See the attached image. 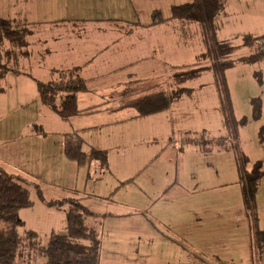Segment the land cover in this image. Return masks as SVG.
Returning a JSON list of instances; mask_svg holds the SVG:
<instances>
[{
    "label": "crops",
    "instance_id": "1",
    "mask_svg": "<svg viewBox=\"0 0 264 264\" xmlns=\"http://www.w3.org/2000/svg\"><path fill=\"white\" fill-rule=\"evenodd\" d=\"M138 2L140 0H31L18 6V11L12 10L17 5L14 3L10 14H3L0 3V15L25 22L30 27L26 48H37L50 58L61 56L58 66H51V73L55 69L80 68V76L86 79V90L77 94L78 108L99 105L93 113L63 119L40 103L36 96L37 118L29 117L21 125L28 140L25 143L26 170L42 169L48 173L50 179L41 181L49 194L45 201L63 197H77L80 202L97 201L99 197L105 208L120 210L98 215L102 237L99 264H207V261L264 264L263 255L259 260L256 256L252 260L253 220L243 206L240 185L243 174L238 168L236 152L222 148L201 151L192 144L179 149L180 140L188 131L179 139H174L169 132L170 123L175 124L171 120L173 104L183 94H191L193 89L187 87L190 92H183L168 107L147 115H137L132 107L123 106L130 95L138 96L161 88L169 90L166 81L173 80L171 67H181L169 63L183 57L185 48L193 41L189 32L196 30L186 23L188 21L173 22L177 19L153 25L150 21L146 24L134 21L125 8L130 10L129 7ZM198 36L196 30L193 38L200 41ZM2 93L4 87H0V102L4 100L6 105ZM34 98L28 96L27 101ZM214 107L218 109L220 126L224 129L219 107ZM72 133L80 137L82 150L87 155L91 149L105 151L106 166L92 158L81 165L68 159L62 145L66 134ZM226 134L225 130L219 136ZM163 139L167 145L155 154L153 143ZM33 141L38 147L30 146ZM143 144L151 147L144 150ZM6 149L9 150L3 146L0 152ZM163 155H166L162 169L164 179L159 186L164 191L147 203L150 208L158 205L157 213L109 197L115 181L126 186L124 183L128 179H135L137 176H133ZM14 159L12 156L11 160ZM167 161L172 163V169ZM255 161L248 158L246 169H251ZM0 162L7 164L1 156ZM18 168L13 169L22 170ZM98 183L103 184L100 189L106 196L88 192ZM258 184L255 195L257 224L264 230V175ZM123 187H118L117 191ZM165 198L168 202L162 209L160 199ZM40 203L43 209H33L30 215H23L26 219L21 228L33 229L38 234L33 221L39 222L43 212L47 220L53 219L61 227L56 230L52 222L47 225L42 222L47 226L44 236L54 230L60 232L65 225L67 204L56 208ZM35 204L34 200L30 207L37 206ZM26 209H20L18 216ZM87 217L94 218V215ZM27 220L31 221L30 225L26 224ZM103 237L110 249L105 250V254H102Z\"/></svg>",
    "mask_w": 264,
    "mask_h": 264
},
{
    "label": "rangeland",
    "instance_id": "2",
    "mask_svg": "<svg viewBox=\"0 0 264 264\" xmlns=\"http://www.w3.org/2000/svg\"><path fill=\"white\" fill-rule=\"evenodd\" d=\"M30 1L31 0H1L2 12L3 14H10L9 12L12 10L18 11V6ZM190 1L191 0H140L137 5L129 7L130 10L127 8L125 9L132 20L146 24V22L150 21L149 13L152 9L159 8L162 15L167 18L170 14V5ZM14 3L17 4L16 7L10 10L11 5L15 6ZM173 22H180V20H175ZM188 22L186 23L189 26L196 28L200 41L197 40V37L195 39L193 38L196 30L189 32L190 34L192 33L190 38L193 41L185 48L183 57H179L178 60H172V62L169 63L170 66L192 67L196 64L205 65L206 63H209V60H204V58L201 57V54L204 52V46H202L198 23L195 21ZM216 25L217 38L224 40L228 39L234 46L233 51L229 54V58L235 62L224 71L228 95H230L231 106L233 108V115L237 119L241 118L243 115L248 117V121L237 128V135L232 136V138L239 151L244 152L245 155L253 161L256 160L260 162L261 169H264V111L262 112V109L264 108V59H261L259 62L250 63L240 60L236 61L239 56L249 54V50L241 45L242 36L245 33L250 32L252 34L264 33V0H225V7L218 15ZM28 29H30V27H28ZM27 49L28 48L26 47L23 49L13 48L10 47L9 43L4 39L0 40V77L2 72L6 73L0 78V87H4V93H2V95H4L7 100L6 105L4 100L3 102H0V150L3 146L10 150V153L8 149L0 152L2 159L7 162L5 165L0 162V173H7L16 177L19 176L23 179V183H25L31 194V199L33 201L35 200V205H37L33 208L29 207L26 211L20 212L18 218L22 221H25L26 219L24 214L30 215L33 209L34 211H37L38 208L43 209V205H41L40 202L45 203L48 191H44V186L41 181L50 178L48 173L42 169L31 171L26 170L27 149L25 143L28 140L25 138V133L22 132L23 129L21 125L27 118H37L38 116L36 113V105L38 103L36 102L37 93L35 92L36 84L34 80L47 81L49 79H57L58 75L51 73L50 68L53 65L58 66L61 62V56L59 55L50 58L45 52L39 51L37 48H30V50ZM181 67H178L176 70ZM8 69H11L12 71L17 70L19 73L14 71L8 72ZM171 69L174 68L171 67ZM256 72L260 75V80L255 76ZM171 73L172 71L170 74ZM166 82L168 86L167 88H169V90L172 89L173 80H167ZM181 86L191 87L193 92L191 94H183V97L173 104L171 108V120H174L175 122V124L172 122V125L171 123L169 125V128H172L169 130V132L173 134L172 137L174 139L180 137V135L182 137L186 130L189 133L185 137L194 138L199 137L201 133L200 131L202 130L205 131L207 138H217L219 135L225 133V130L221 129L220 126L218 109L214 107L215 105L218 106L219 97L217 96L213 74L207 71L197 78L183 81ZM28 96H35V98L34 100L29 99L27 101ZM252 98L259 99L261 105V117L259 119L250 117L252 112L250 101ZM166 142L167 141H164V139L155 141L153 143L155 148L154 153H159L161 149L167 145ZM30 146L38 147L34 141L30 143ZM142 146L144 147V150L145 148L151 147L146 146V144H143ZM156 147H158L157 150ZM39 152H41V150H39ZM10 154L11 157H9ZM12 156L15 158L14 161L11 160ZM165 156L163 155L156 159L152 165L133 176V178L137 176L135 179H128L127 183H124L126 186L123 187V185H119V183H121L120 181L119 183L115 181V186H112L109 190L110 193H112L109 197L114 201H127L131 206L145 208L147 209V212H151L152 214H155V212L157 213L158 205L150 208L149 204L147 206V203L153 202L151 200H154L160 192L163 194L164 190H161L159 185L161 180L164 179L163 170L166 162V160H164ZM10 162H12V165H9L11 164ZM167 163L169 169H172V163L169 161H167ZM15 167L22 169V172L15 171V169H13ZM36 184L40 187L42 194L41 198H39L35 192L34 186ZM102 185V183H98L94 190L89 188L90 190H88V192L90 191V193H94L95 196H106L104 195L105 191L100 189V187H103ZM118 187L123 188H121L120 191H117ZM128 189L131 190V193H129ZM96 199L97 201L87 199L80 203L87 207V209L94 215V218L87 217L85 219V224L86 226L92 225L96 227L98 237L101 241V226L98 225V215L103 214V212L109 213V211L111 213H117V211L120 210L114 207L105 208V204L99 202L102 198L97 197ZM160 200L159 204L162 206V209H164L168 200L166 198ZM41 217L42 218L39 222L38 220H34L33 222L38 230V239L43 243L47 240L46 236H44V227L47 226L44 225L52 222L51 224L54 225L56 230H59L61 227H59L57 221L54 222L53 219L47 220L48 217H46L43 212L41 213ZM30 223V220L26 221V224L30 225ZM62 228L63 229H61L60 232L64 231V227ZM19 229L20 231L24 230L22 228ZM103 242L104 250L102 251V254H105L107 253L105 250L110 249L107 247V241H104V237ZM251 253L252 260L254 261L256 256L254 249ZM261 254L264 256V251ZM262 255H260V257H263ZM219 256L224 259L226 257L225 255ZM256 260H259V258H256ZM14 262L19 264H40L43 262V259L34 251H30L26 247H20V249L17 250ZM207 264L222 263H212L211 261H207Z\"/></svg>",
    "mask_w": 264,
    "mask_h": 264
},
{
    "label": "trees",
    "instance_id": "3",
    "mask_svg": "<svg viewBox=\"0 0 264 264\" xmlns=\"http://www.w3.org/2000/svg\"><path fill=\"white\" fill-rule=\"evenodd\" d=\"M225 7V0H191L179 4L170 5L169 17L165 18L160 9H154L150 13V24H158L169 19L183 21H195L199 25L204 52L201 57L209 60L205 65H193L192 67H178L172 69L173 87L171 90L158 89L148 93L130 95L125 99L123 106L132 107L137 115H147L161 111L168 107L172 101L179 98L183 92H190V88L182 87L185 80L199 77L205 72L213 74L214 84L219 96V110L223 118V128L227 134L217 138H207L202 130L199 137H185L180 140L179 149L186 144H192L201 151L208 149H226L236 152L238 168L243 174L240 179L242 185L241 196L243 206L247 209L253 220V241L256 257L259 258L264 251V230L258 227L256 216V190L258 182L264 175L261 163L255 161L251 169H246L248 158L244 152L238 150L232 136L237 135L238 127L248 121V117L241 116L237 119L233 115L230 95H228L225 81V69L233 65L235 61L229 58L234 46L228 39H218L216 36V19ZM25 22H16L0 15V40L4 39L13 48L23 49L27 45L26 35L30 32ZM241 45L249 50V54L239 56L236 61L246 63L259 62L264 59V34L254 36L245 33L242 36ZM79 67L53 70L58 75L57 79L47 81L34 80L39 102L50 108L55 114L63 119L82 113H93L99 105L79 109L77 106V94L86 90V79L79 74ZM7 71H12L8 69ZM18 72L17 70H13ZM5 72L1 73V77ZM255 76L260 80V75ZM127 94H125L124 98ZM251 116L259 119L261 105L258 98H252ZM82 140L76 134H66L62 148L64 155L77 164H84L88 158L98 160L105 167L107 157L105 151L91 149L87 155L81 147ZM19 176L0 173V264H19L14 262L17 250L26 247L37 253L43 262L40 264H99L100 238L96 228L85 224V219L93 215L87 207L80 203L77 197H63L45 201L49 207L60 208L67 204L64 211L65 229L63 232L51 231L46 241L41 243L38 234L33 229H24L19 232L23 221L18 218V212L22 208H29L33 201L31 194ZM35 192L42 197L39 185H35ZM23 264V263H21ZM30 264V263H24ZM33 264V263H32Z\"/></svg>",
    "mask_w": 264,
    "mask_h": 264
}]
</instances>
